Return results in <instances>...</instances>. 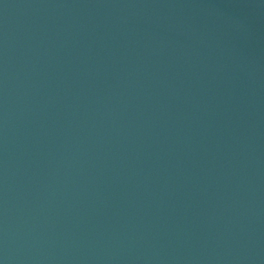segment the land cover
Returning <instances> with one entry per match:
<instances>
[{"label": "water", "instance_id": "obj_1", "mask_svg": "<svg viewBox=\"0 0 264 264\" xmlns=\"http://www.w3.org/2000/svg\"><path fill=\"white\" fill-rule=\"evenodd\" d=\"M0 264H264V0H0Z\"/></svg>", "mask_w": 264, "mask_h": 264}]
</instances>
